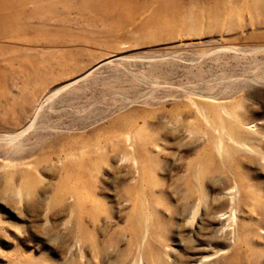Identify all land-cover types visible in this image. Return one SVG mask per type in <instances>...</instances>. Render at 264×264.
<instances>
[{
	"label": "rangeland",
	"instance_id": "1",
	"mask_svg": "<svg viewBox=\"0 0 264 264\" xmlns=\"http://www.w3.org/2000/svg\"><path fill=\"white\" fill-rule=\"evenodd\" d=\"M85 1L0 0V264H264V0Z\"/></svg>",
	"mask_w": 264,
	"mask_h": 264
},
{
	"label": "bare ground",
	"instance_id": "2",
	"mask_svg": "<svg viewBox=\"0 0 264 264\" xmlns=\"http://www.w3.org/2000/svg\"><path fill=\"white\" fill-rule=\"evenodd\" d=\"M30 2H34L35 4V11H34V16H37V18H45L44 20H41L39 22V25L36 27H45L43 29H46V26L48 25L46 23L47 20V16H54L56 13V6H57V0H29ZM87 1V2H86ZM85 2L88 3L90 2V6L92 8V12L95 13V15L98 17V15L100 14V17H102L101 15H106L108 13H111V8H118L119 2L120 0H86ZM127 1V0H126ZM125 1V2H126ZM27 29V27H25ZM35 28V27H33ZM78 39V38H77ZM22 41V40H20ZM28 68V66H27ZM31 68V70H33L32 74L34 73V76H36L39 73V68L37 67H29ZM76 81H74V83H76ZM69 85H66L64 87H62L60 90H64L65 88H67ZM59 91H57L58 93ZM56 93L50 94L48 97H46L42 103L40 104L39 108H37V112L30 124V126L25 130H23L21 133L17 134V135H9L6 136L4 138H0L2 140H6L11 144H14L17 140H19L20 138H22L24 135H26V133L34 126V122L36 120L37 114L39 111H41V109L46 106V104L48 102H50ZM233 190V189H232ZM231 191V190H230ZM234 200V199H233Z\"/></svg>",
	"mask_w": 264,
	"mask_h": 264
}]
</instances>
